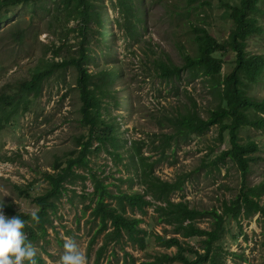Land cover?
<instances>
[{"label":"rangeland","instance_id":"rangeland-1","mask_svg":"<svg viewBox=\"0 0 264 264\" xmlns=\"http://www.w3.org/2000/svg\"><path fill=\"white\" fill-rule=\"evenodd\" d=\"M97 2L98 8L102 7V42L94 49L86 67L93 73L115 68L119 76H115L111 84L102 86L105 93L100 96L99 110L104 119L114 121L116 127L111 140L102 145L92 137V149L88 155L92 172L112 193L145 191L146 185L135 172L137 169L140 173L143 161H139L133 149L134 143H142L143 163H151V176L172 182L182 180L181 188L169 194L170 199L186 201L190 207L215 208L220 212L222 202L233 199L243 181L237 165L230 160L218 163L217 167L209 165L221 149L229 147L228 134L224 132L221 141L218 135L220 126L213 125L201 135L190 134L171 140L163 154L158 146L159 139L173 134L169 119L178 110L193 103L199 115L206 118L219 101L217 91L212 88L210 77L198 68H185L179 78H167L160 76L156 61L182 65L184 53L194 54L196 44L191 24H196L206 28L223 46L222 50L213 52L215 57L223 60L220 78L230 73L236 64V55L229 50L227 40L235 23L225 4L240 5L241 0H198L193 5L187 4V0H132L134 9L131 8L128 22L127 13L120 12L117 0ZM56 5L55 0H35L33 4L17 5L0 22V94H14L20 80L59 60L60 55H54L46 47L65 41V27H75L78 19L71 16L66 22L65 17H61L62 22L53 23L50 19ZM257 6L262 10L254 16L260 31L245 40V51L264 56V0H259ZM104 21H109L112 27V37L107 39ZM13 25L22 31L18 39L11 34ZM90 25L94 29L100 28L94 20ZM76 36L73 31L67 35L66 42L73 46L72 49ZM76 77L77 72L72 67L52 72L43 79L38 96L29 94L26 109L20 104L22 101L19 102L18 95L14 96L12 103H18L19 109L0 127V202L4 198V212L9 217L17 212L38 209L34 197L49 188L44 177L46 172H55L57 162L64 167L66 159L77 154L76 150L80 148L78 139L88 137V126L82 122ZM244 90L257 100L263 99L264 70L256 81L245 80ZM11 104L0 107V118L13 107ZM239 134L243 142L254 140L258 145V151L254 153L257 160L250 164L247 184L264 183V128L245 125ZM95 146L100 148L94 150ZM108 151L117 152L120 160L115 161ZM73 169L87 178L65 181L67 190L64 194L50 199L55 202L56 209L49 210L51 222L44 224L46 234H40L37 228L39 236L30 240L24 233L37 247L44 264H59L68 237L75 239L87 256L88 264H95V252L104 241V233L94 238L99 219H93L91 207H88L94 205L92 200L95 198L91 170L81 166ZM5 193L9 195L4 197ZM147 197L156 202L152 193ZM105 200L116 205L115 199L105 197ZM258 201L264 207V193ZM125 214L141 218L140 226L147 231L145 246L138 247L124 235L120 240L107 243L98 264H143L152 261L159 253L174 254L177 251L176 246L167 247L155 240V234L169 237L174 233L172 226L156 221L153 206L145 207V213L127 207ZM226 217L222 236L214 244L218 264H264L263 216L259 212L247 216L242 209L237 219ZM195 222L205 229L212 227V218L208 214L198 217ZM28 224L37 226L31 220ZM180 240L203 251L199 237H180ZM188 255L194 256L192 253ZM164 264L181 262L175 260ZM203 264L211 263L206 261Z\"/></svg>","mask_w":264,"mask_h":264},{"label":"trees","instance_id":"trees-1","mask_svg":"<svg viewBox=\"0 0 264 264\" xmlns=\"http://www.w3.org/2000/svg\"><path fill=\"white\" fill-rule=\"evenodd\" d=\"M34 1L0 0V22L8 17V12H13L11 8L14 6L28 2L33 4ZM55 1L57 5L54 7V15L50 20L56 23L62 20L61 17H65L67 22L73 16L78 19V24L75 27H65L63 36L65 41H61L58 45L51 44L46 47L54 55H60L57 57L59 60L52 61V64L47 68L34 71L29 78L20 80L17 84V92L14 94L1 93L0 107L10 105L14 100V96L18 95L19 102L22 101L20 104L25 105L23 109H26L27 97L29 94H32L33 97L39 95L44 78L49 77L52 72L61 68L72 67L77 72L76 87L79 90L82 103L80 112L82 113L83 124L88 126V137L85 140L81 138V141L78 139L80 148L76 150L77 154L75 156L66 159L64 167H61L60 163L57 162L56 171L52 173L46 172L44 175L49 183V188L43 194L34 197L40 217L37 226L33 227L28 224V220H31V217L25 213L30 212L15 213V215H21V218L27 221L24 233L27 234L30 240L37 239L39 236L37 228L40 229V234H46L44 224L51 222L49 220V210L55 211L56 209L55 202L50 199L59 198L64 194L67 190L64 182H73L76 177L82 180L87 178L83 174L76 173L73 168L81 166L89 171L91 170L88 155L92 149V137L94 136L97 139L98 145H102L107 140H111L113 137L111 133L116 127L114 121H106L104 119L99 109L101 108L100 96L105 93L102 87L103 84H111L115 76H119V72L117 69L111 68L108 70L101 69L97 73H93L89 72L86 67V62L92 57L94 49L100 47L102 42V7L98 8L97 0ZM196 1L198 0H187V4L193 5ZM258 1L241 0L240 5L225 4L230 9V17L235 23L229 34L227 45L229 50L236 55V64L233 70L222 78H220V69L223 60L215 57L213 52L217 49L222 50L223 46L206 28L196 24H191V31L194 33L193 40L196 44V52L194 54L184 53L182 55L184 61L182 65L174 64L171 61H156L160 76L167 78L172 76L179 78L185 68L200 69L204 75L210 77L212 88L216 89L219 96V101L213 109H210L206 118L199 115L193 103L182 110H178L175 116L169 119L174 128L173 134L164 135L163 138L159 139L161 142L158 146L161 153H164L166 146L171 143V140H177L179 137L185 138L190 134L201 135L213 125L220 126L218 131L219 138L222 141L223 134L226 132L228 134L229 147L221 149L215 155V158L210 160L209 165L217 167L218 163H223L226 160L236 164L243 177L240 191L233 199L222 202V210L220 212L215 208L202 210L190 207L186 201H173L169 198V194L175 189L181 188L182 180L172 182L162 180L157 176H151V163H143L145 158L141 154L142 143H134L133 149L137 152L139 161H143L140 173L137 169L135 172L137 178L146 185L145 191L130 193L119 191L118 193H112L92 170L89 172L94 184L92 195L95 198L92 200L94 205L90 206L89 204L88 207H91L90 215L93 219H99L94 238L104 233V241L95 252V264H98L102 253L107 248V243L111 240H120L124 235H127L128 240L138 247L142 248L145 246L147 231L140 226L142 220L136 216L126 215L127 207L131 210L145 213V207L153 206L154 211L157 213L156 221L170 225L173 228L174 234L172 236L166 237L161 234H155V240L167 247L176 246L177 251L174 254L159 253L154 256L152 261H146L143 264H164L175 260L180 261L181 264H203L206 261L211 264H218V255L214 244L222 236L226 216L237 219L242 209H244V215L248 216L259 212L264 219V207L258 201L264 193V183L249 185L246 182L250 172V164L257 160V156L254 153L258 151V145L254 140L243 142L239 134L240 128L245 125L257 129L264 128V116H261V113H264V98L257 100L244 90L245 80L249 82L256 81L264 70V56L261 54H247L245 51V40L260 31L258 21L254 17L257 13L262 12L257 6ZM117 3L120 6V12L127 13L128 22L132 14L131 8L134 9L132 0H117ZM93 20L98 25L97 27L100 28L94 29L90 25ZM104 25L105 38L112 37V27L109 21H104ZM11 28L13 29L12 36L17 39L22 36V31H18L19 27L13 25ZM71 31L76 32L77 35L74 49H72V45L70 46L66 42L67 35ZM23 99L25 104H23ZM12 104L13 107L9 112L3 118H0V127L7 123L10 115L19 109L18 103ZM91 113H93L92 116L90 115ZM174 136L175 139H172ZM99 148L95 146L94 150ZM108 153L115 161L120 160V155L117 152L108 151ZM130 180L132 179L130 178ZM149 193H152V198L156 202H152L147 197ZM105 197L115 199L116 205L106 201ZM206 214L212 218L211 229H205L195 222L198 217H204ZM110 228L111 230H109ZM180 237H199L203 251L200 252L194 245L181 241ZM189 253L194 256H189ZM125 254L128 253L126 252ZM37 261L38 264H44V260L39 256H37Z\"/></svg>","mask_w":264,"mask_h":264},{"label":"clouds","instance_id":"clouds-1","mask_svg":"<svg viewBox=\"0 0 264 264\" xmlns=\"http://www.w3.org/2000/svg\"><path fill=\"white\" fill-rule=\"evenodd\" d=\"M8 195L5 193L4 197ZM4 207L3 198L0 202V264H38V249L24 234L27 221L21 215L7 216ZM21 207L19 205L20 211ZM25 214L30 215L35 223H39L38 210L34 209ZM63 249L59 264H88L87 256L75 239L66 238Z\"/></svg>","mask_w":264,"mask_h":264}]
</instances>
